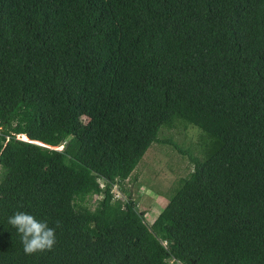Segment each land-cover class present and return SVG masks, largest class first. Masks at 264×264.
<instances>
[{"label": "trees", "instance_id": "16d2710c", "mask_svg": "<svg viewBox=\"0 0 264 264\" xmlns=\"http://www.w3.org/2000/svg\"><path fill=\"white\" fill-rule=\"evenodd\" d=\"M178 125L202 155L148 224L121 182ZM0 264H264V0H0Z\"/></svg>", "mask_w": 264, "mask_h": 264}, {"label": "rangeland", "instance_id": "374dc122", "mask_svg": "<svg viewBox=\"0 0 264 264\" xmlns=\"http://www.w3.org/2000/svg\"><path fill=\"white\" fill-rule=\"evenodd\" d=\"M200 130L192 125H178L162 128L158 141L153 142L133 170L129 178L121 182L131 190L135 207L144 213L145 221L150 224L167 204L169 194L180 177H185L193 169L188 152L200 157ZM169 141V142H167ZM177 148L187 151L181 153ZM113 203L122 204L125 194L113 186ZM94 195L88 205L94 207Z\"/></svg>", "mask_w": 264, "mask_h": 264}, {"label": "clouds", "instance_id": "9594fccd", "mask_svg": "<svg viewBox=\"0 0 264 264\" xmlns=\"http://www.w3.org/2000/svg\"><path fill=\"white\" fill-rule=\"evenodd\" d=\"M21 136L18 135L19 138ZM8 223L20 234L26 255L50 251L56 244L55 228L49 227L46 221L38 220L32 214L17 211L9 217Z\"/></svg>", "mask_w": 264, "mask_h": 264}, {"label": "water", "instance_id": "95a60500", "mask_svg": "<svg viewBox=\"0 0 264 264\" xmlns=\"http://www.w3.org/2000/svg\"><path fill=\"white\" fill-rule=\"evenodd\" d=\"M18 137V136H17ZM26 137V136H25ZM26 140H28V138L26 137ZM32 142H34V143H37V144H40V145H44L43 143H41V142H38V141H32ZM44 146H47V145H44Z\"/></svg>", "mask_w": 264, "mask_h": 264}, {"label": "bare ground", "instance_id": "6f19581e", "mask_svg": "<svg viewBox=\"0 0 264 264\" xmlns=\"http://www.w3.org/2000/svg\"><path fill=\"white\" fill-rule=\"evenodd\" d=\"M25 138V136H23ZM26 139V138H25Z\"/></svg>", "mask_w": 264, "mask_h": 264}, {"label": "built area", "instance_id": "2783aa9c", "mask_svg": "<svg viewBox=\"0 0 264 264\" xmlns=\"http://www.w3.org/2000/svg\"><path fill=\"white\" fill-rule=\"evenodd\" d=\"M103 185V184H102Z\"/></svg>", "mask_w": 264, "mask_h": 264}]
</instances>
